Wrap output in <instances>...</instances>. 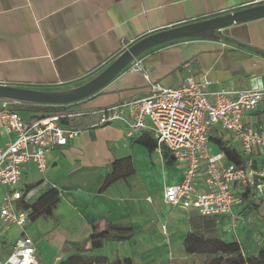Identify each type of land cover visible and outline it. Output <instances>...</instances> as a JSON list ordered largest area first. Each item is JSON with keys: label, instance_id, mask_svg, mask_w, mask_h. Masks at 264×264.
<instances>
[{"label": "crops", "instance_id": "1", "mask_svg": "<svg viewBox=\"0 0 264 264\" xmlns=\"http://www.w3.org/2000/svg\"><path fill=\"white\" fill-rule=\"evenodd\" d=\"M263 3L264 0H0V83L41 88L82 83L103 70L126 43L160 29ZM261 51L264 15L215 29L213 34L148 48L133 59L142 60L143 70H131L132 61L101 90L77 102L71 109L84 114L67 123H74L80 134L47 153L44 171L34 162L27 163L20 180L40 172L37 181L29 184L42 181L41 184L26 198L34 202L48 189L57 187L62 193L61 201L51 217L29 220L21 228V235L14 236L11 242L6 239L11 227L0 222V258L5 259L17 239L27 234L36 243L40 264H60L90 235L89 221L93 218L101 219L100 228L108 221L134 226L136 233L128 241L135 243L152 239L154 230L164 235L162 224H166L167 231L171 228L169 238L181 226L187 227L188 233L192 228L189 219L200 213L163 201L165 186L182 180L183 167L177 162L168 166L162 147L149 151L133 142L149 131L130 136L121 121L99 124L95 111L147 96L152 84L178 87L184 83L189 68L194 74L206 72L213 82L211 88H263ZM247 121L264 122V102L247 116ZM224 134L231 140L228 132ZM124 157H129L131 164L124 171L127 176L101 189L113 170V161ZM263 161L264 156L258 155V162ZM6 191L7 187L0 185V209ZM257 201L264 207V199ZM243 207L239 212L250 217L252 223L240 222L233 232L229 231V218L220 216L219 228L224 222L222 231L233 235L244 246V252L257 253L264 246V212L259 210L261 206L248 212H242ZM128 241H113L105 245L104 251L96 249L92 253L107 254L111 259L131 256L138 264H150L148 245L130 250L126 249ZM197 254L206 253H194Z\"/></svg>", "mask_w": 264, "mask_h": 264}, {"label": "built area", "instance_id": "2", "mask_svg": "<svg viewBox=\"0 0 264 264\" xmlns=\"http://www.w3.org/2000/svg\"><path fill=\"white\" fill-rule=\"evenodd\" d=\"M124 44L127 49L131 43ZM188 66V64H186ZM131 70H143L141 59H135ZM189 68V66H188ZM206 72L189 74L178 87L152 84L149 95L114 103L95 111L99 124L121 121L128 135L142 131L153 133L158 147L166 146L183 167V178L165 186L163 201L203 216H227L229 231L239 223H252L239 212L248 189L264 199V122H249L247 116L264 102L263 88H211ZM16 100L0 98V185L7 187L0 209L3 226H24L30 220L27 209L17 203L23 197L18 187L23 167L36 163L47 168V153L64 146L80 134V129L67 122L84 114L71 108L50 115L25 119L12 107ZM228 132L231 143L245 163L230 161L224 151H215L210 140L213 128ZM147 200L152 202L151 196ZM164 235L169 238L166 224ZM0 264H40L34 239L24 234Z\"/></svg>", "mask_w": 264, "mask_h": 264}, {"label": "trees", "instance_id": "3", "mask_svg": "<svg viewBox=\"0 0 264 264\" xmlns=\"http://www.w3.org/2000/svg\"><path fill=\"white\" fill-rule=\"evenodd\" d=\"M214 31L215 30H212L205 34H213ZM189 38L192 37L183 39ZM261 52L264 53V51ZM128 67L129 65L126 68ZM36 88L45 90L44 88L46 87ZM76 103L77 102L48 104L17 101L12 104V107L20 113L21 111H26L27 116L21 113L25 119H34L45 117L59 110L71 108ZM30 112H36L37 114L33 115ZM72 120L73 119L70 121ZM66 122L68 121H65V123ZM72 125L74 126V123H72ZM210 140L213 148H216L217 151H224L226 153L228 160L240 165L245 163L244 158L234 148L231 141L225 139L223 131L218 129L212 130L210 132ZM133 142L144 145L149 151H154L158 146L156 138L149 132L141 133L138 137L133 139ZM162 153L166 164L168 166H173L176 162L173 153L166 146H162ZM130 165L129 157L114 160L112 163L113 170L107 174L101 189L107 188L121 177H126L127 173L124 171L126 167ZM41 182L42 181L36 184H28L27 188L24 189L22 199L17 203L18 208L29 210L30 221H35L40 217H51L61 201L62 193L57 187L48 189L34 202L27 199V194L33 188L41 184ZM257 200L258 198L255 196L254 192L248 189L245 193V203L242 212L247 211L248 209H257L259 206ZM100 220V218H93L89 221L92 228L90 235L83 241H80L77 245V251L69 255L60 264H138L131 256H117L114 259H111L107 254L92 253V251L103 247L107 242L128 241L132 239L136 233L134 226L112 221H108V224L104 228H100ZM183 246L187 254L201 252L212 255V257L205 259L201 264H264V246L260 247L257 253L244 252V246L238 240H225L222 237L218 217L201 215L197 221H192V228L187 233L183 241Z\"/></svg>", "mask_w": 264, "mask_h": 264}, {"label": "water", "instance_id": "4", "mask_svg": "<svg viewBox=\"0 0 264 264\" xmlns=\"http://www.w3.org/2000/svg\"><path fill=\"white\" fill-rule=\"evenodd\" d=\"M264 15V3L206 19L190 21L160 29L140 37L119 53L93 78L68 92L42 90L36 87L0 83V98L35 103L63 104L79 102L101 90L120 71L148 48L181 38L197 37L234 22Z\"/></svg>", "mask_w": 264, "mask_h": 264}, {"label": "rangeland", "instance_id": "5", "mask_svg": "<svg viewBox=\"0 0 264 264\" xmlns=\"http://www.w3.org/2000/svg\"><path fill=\"white\" fill-rule=\"evenodd\" d=\"M87 82V81H86ZM85 83V82H84ZM82 83H77V84H72V85H64V86H58V87H49V88H44L45 90H52V91H60V92H68V91H72L75 90L76 88H78L80 85L84 84ZM21 113L25 116L26 115V111H21ZM31 114H37L36 112H30ZM217 128H213V130H215ZM215 151L216 148H214ZM41 176L40 172H35V175H31L30 177H28L27 179L23 178L21 182H19L18 187L19 188H24L25 184H29L31 182L37 181V179ZM27 182V183H25ZM260 207V211L264 212V207L262 206L261 203H259ZM201 216V214H194L193 217H191L189 220L192 221H197L199 219V217ZM225 223L222 222V224L220 225V230L222 231L223 227ZM186 226V225H185ZM11 229L9 230V234L7 236V241L11 242V240H13L14 236H18L21 235V228H23V226H19V225H11L10 226ZM187 228V227H185ZM184 226H181L179 229V232H177L175 235H173L172 237L169 238V243L166 244V237L161 234L158 233L157 230L153 231V238L149 239L148 241L142 240L140 241V243H135L134 240L133 241H128L126 242V249L127 248H131L130 250H137V247H143L145 245H148L149 247V251H151V255L148 256V260L151 262L150 264H155L153 262H156V264H183L184 262H186V264H196L197 261H200V264L205 260V259H209L210 257H212V255L209 254H204V255H188L183 247L182 244V240L184 238V236L186 235L187 231L185 230ZM169 234L171 231V228L168 229ZM223 234V238L225 240H233L235 239L233 237V235L228 234V232L225 230L224 232L222 231ZM251 237H249L250 239ZM253 239V238H252ZM246 240L242 239V243L245 244ZM110 243H114V242H107L105 245H110ZM103 246L101 248H98L96 251L97 252H101L104 251L106 249V246ZM169 246H170V251L171 254H169ZM186 258V259H185ZM159 261V262H158Z\"/></svg>", "mask_w": 264, "mask_h": 264}, {"label": "flooded vegetation", "instance_id": "6", "mask_svg": "<svg viewBox=\"0 0 264 264\" xmlns=\"http://www.w3.org/2000/svg\"><path fill=\"white\" fill-rule=\"evenodd\" d=\"M94 76H95V75H94ZM94 76H93V77H94ZM93 77H92V78H93ZM87 80H89V79H87ZM84 82H86V81H83V83H84Z\"/></svg>", "mask_w": 264, "mask_h": 264}]
</instances>
